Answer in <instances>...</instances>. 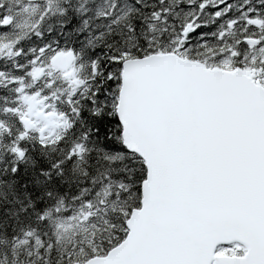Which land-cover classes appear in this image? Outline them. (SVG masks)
Here are the masks:
<instances>
[{
  "label": "snow or ice",
  "instance_id": "obj_1",
  "mask_svg": "<svg viewBox=\"0 0 264 264\" xmlns=\"http://www.w3.org/2000/svg\"><path fill=\"white\" fill-rule=\"evenodd\" d=\"M0 264H264V0H0Z\"/></svg>",
  "mask_w": 264,
  "mask_h": 264
}]
</instances>
